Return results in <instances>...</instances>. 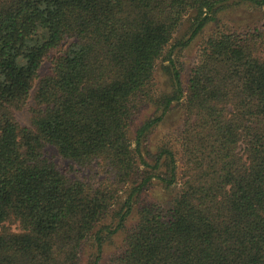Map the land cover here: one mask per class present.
Segmentation results:
<instances>
[{
	"label": "trees",
	"instance_id": "trees-1",
	"mask_svg": "<svg viewBox=\"0 0 264 264\" xmlns=\"http://www.w3.org/2000/svg\"><path fill=\"white\" fill-rule=\"evenodd\" d=\"M242 4L264 0H0V264H101L122 229L105 264H264V24L221 16ZM210 25L184 86L174 50Z\"/></svg>",
	"mask_w": 264,
	"mask_h": 264
},
{
	"label": "rangeland",
	"instance_id": "rangeland-1",
	"mask_svg": "<svg viewBox=\"0 0 264 264\" xmlns=\"http://www.w3.org/2000/svg\"><path fill=\"white\" fill-rule=\"evenodd\" d=\"M225 21L228 22L229 25L234 26H253V25H262L264 24V6L262 7H255V6H248L245 4L242 5H233L230 8L225 10V13L221 15ZM190 16H186L181 24L179 25L177 31L174 34L173 42H179L186 40L190 33ZM213 25V24H212ZM208 26L202 33L198 34L196 37H194L190 43L184 47H177L174 50V53L172 55L175 63L180 68L181 71V80L184 84V86L187 84L188 75L190 72L191 67L194 65L197 57V52L200 46V43L203 41L207 33L209 32V28L212 26ZM54 51L50 53L53 54ZM167 63V62H165ZM49 62L47 58L44 60L41 68L40 73L43 74L47 72L48 70ZM155 77L157 80V84L159 87V92L166 94L169 93L170 89V81H169V75L162 69L161 63L157 66ZM32 99L30 98L28 101V106L32 105ZM153 111L156 112L155 114L159 113V110H156V107H151L147 110V112ZM15 118L19 122V124L23 126H30L31 125V113L28 110V108L15 110L14 111ZM146 115V112L144 114H139L137 118H135L131 122L130 126V135L131 137L134 136L135 130L140 125V123L144 120ZM182 120V105L176 104L170 112L166 115L164 120L159 124V126L154 130L153 133L155 135V138L160 137V134L169 133V134H177V131L181 125ZM46 155L50 157L60 169H66L68 167L69 161L63 157H61L56 149L52 146H47L45 148ZM80 175L86 174L87 172H80ZM178 187V186H177ZM176 187V188H177ZM174 192H176L175 189L172 190H165L164 188L160 187L159 185H152L148 188L146 192V198L149 199H155L158 201H163L170 199ZM134 216V214H133ZM130 218L127 221V226L131 223ZM11 228L14 231H18V228H16V225L14 223H9ZM126 230L122 229L112 235L104 244L103 247V256L101 264H105L107 259L118 249L121 248L123 244V239L125 235ZM90 250V242H86L83 251L81 253V262L84 263L86 261V257L88 256Z\"/></svg>",
	"mask_w": 264,
	"mask_h": 264
}]
</instances>
